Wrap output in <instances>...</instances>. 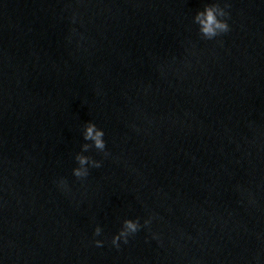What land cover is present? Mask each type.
<instances>
[{"label":"clouds","instance_id":"obj_1","mask_svg":"<svg viewBox=\"0 0 264 264\" xmlns=\"http://www.w3.org/2000/svg\"><path fill=\"white\" fill-rule=\"evenodd\" d=\"M230 8L228 0H223V6L221 0H212L211 3L205 4L202 10H198L193 18V23L198 25L200 36L205 40H213L231 31L228 20L230 19V12L227 10ZM104 131L96 126L93 122H87L84 126L83 139L90 141L91 143H84L81 146V152L75 155V160L78 167L72 170V174L78 180H84L89 175L90 168H100L102 166L101 161L95 160L90 156L83 153L89 152L91 149H95L98 152L104 153L105 156L110 155L106 150V142L104 140ZM58 186L61 189L67 190V181L61 178L58 181ZM152 217L144 220L143 225L140 219H125L122 223V227L119 232L113 236L111 244L117 249L120 248V242L124 244L129 242V238L135 236L142 227H148L151 224ZM102 234V228L97 225L94 229V236H100ZM155 238V236H154ZM102 240H94V244L97 247L103 246Z\"/></svg>","mask_w":264,"mask_h":264}]
</instances>
